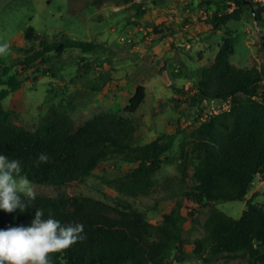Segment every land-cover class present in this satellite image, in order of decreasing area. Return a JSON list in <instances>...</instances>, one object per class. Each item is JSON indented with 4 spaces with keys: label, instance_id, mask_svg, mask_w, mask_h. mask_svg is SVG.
<instances>
[{
    "label": "trees",
    "instance_id": "obj_1",
    "mask_svg": "<svg viewBox=\"0 0 264 264\" xmlns=\"http://www.w3.org/2000/svg\"><path fill=\"white\" fill-rule=\"evenodd\" d=\"M105 0H93L101 5ZM129 2L131 0H124ZM259 3V2H258ZM251 0H204L214 8L211 23H240L250 11L257 24L264 25V4ZM231 8L230 12H226ZM145 11L138 9V15ZM25 39L34 44L23 49V65L43 62L50 52L56 56L77 49L85 60L88 54L103 49L97 42L62 37L49 41L29 26ZM235 52L233 32L222 39L213 62L203 68L196 81L190 106L203 102L229 107L198 122L199 108L187 143L176 157H163L170 151L175 133L162 134L146 144H136V124L130 117L104 112L80 122L60 109L51 113L35 130L13 121L3 100L20 86L11 76L10 88L0 89V154L21 162V174L35 185L36 198L29 208L13 213L0 210V229L30 226L35 211L51 210L62 224L82 223L85 239L68 250L50 254L53 264H171L190 259L208 263L226 259H245L248 264H264V207L246 199L256 175L264 177V65L237 67L230 58ZM6 74V70L0 73ZM81 76V75H80ZM104 83L109 76L101 75ZM100 90L99 85L94 86ZM146 95L139 84L125 111L133 114ZM197 123V124H196ZM41 152L49 163L35 164ZM122 158L137 166L115 183V188L131 196L146 195L151 176L165 162L177 161L180 173V198L153 224L129 203H121L76 192L93 171L110 158ZM245 201L238 219L217 207L220 201ZM186 211L192 229L203 234L190 240L184 235ZM190 246V250L187 249Z\"/></svg>",
    "mask_w": 264,
    "mask_h": 264
},
{
    "label": "rangeland",
    "instance_id": "obj_2",
    "mask_svg": "<svg viewBox=\"0 0 264 264\" xmlns=\"http://www.w3.org/2000/svg\"><path fill=\"white\" fill-rule=\"evenodd\" d=\"M92 1L0 0V45H10L7 55L0 54V73L6 70L0 89L10 88L11 76L20 81L2 103L12 120L25 129L35 130L52 109H60L80 122L113 112L133 119L136 144L175 133L174 145L163 157H176L181 144L190 138L198 109L205 108V102L190 106L189 97L196 91L201 70L213 62L228 31L234 35L235 52L230 58L234 65H264V25L257 24L250 11L240 23L213 28L214 8L203 5L204 0H105L101 5ZM138 9L145 14L139 16ZM29 26L49 41L69 37L97 42L103 49L88 54L85 60L80 59L83 54L77 49H68L59 56L50 52L43 62L25 67L23 49L39 47L38 42L32 44L24 37ZM102 74L109 76L106 83ZM139 84L146 87V95L136 112L129 114L124 109ZM96 85L101 89L96 90ZM136 166L122 158H110L75 190L109 202L129 203L148 221L158 224L162 214L180 198L177 161L161 165L151 176L146 195L131 196L110 183L119 182ZM250 197L264 207L262 175L255 176L246 199ZM216 205L235 219L246 207L241 200ZM183 214L188 216L186 211ZM183 227L190 240L203 234L201 229L191 228L189 216ZM171 264L248 263L239 258L208 263L190 259Z\"/></svg>",
    "mask_w": 264,
    "mask_h": 264
},
{
    "label": "clouds",
    "instance_id": "obj_3",
    "mask_svg": "<svg viewBox=\"0 0 264 264\" xmlns=\"http://www.w3.org/2000/svg\"><path fill=\"white\" fill-rule=\"evenodd\" d=\"M10 45H0V54L7 55ZM48 153L41 152L35 164L49 163ZM36 191L27 176L21 174V162L0 154V210L13 213L29 208ZM82 223L62 224L53 218L51 210L37 209L30 226H14L0 229V264H53L50 254L68 250L85 239Z\"/></svg>",
    "mask_w": 264,
    "mask_h": 264
},
{
    "label": "built area",
    "instance_id": "obj_4",
    "mask_svg": "<svg viewBox=\"0 0 264 264\" xmlns=\"http://www.w3.org/2000/svg\"><path fill=\"white\" fill-rule=\"evenodd\" d=\"M260 2H263V0H260ZM205 108L203 109L202 113L200 114V117L198 119V123H200L201 121H204L208 118L209 115L212 114H217L222 110H226L229 107V100L224 101L221 107H217L216 103L214 101L212 102H206L205 103Z\"/></svg>",
    "mask_w": 264,
    "mask_h": 264
}]
</instances>
